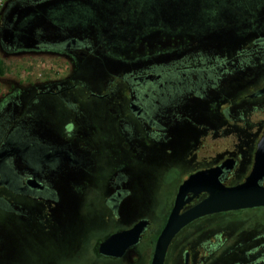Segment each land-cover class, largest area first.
<instances>
[{
  "label": "flooded vegetation",
  "instance_id": "1",
  "mask_svg": "<svg viewBox=\"0 0 264 264\" xmlns=\"http://www.w3.org/2000/svg\"><path fill=\"white\" fill-rule=\"evenodd\" d=\"M18 1L7 3L4 14ZM55 32V41L41 43L45 51L65 54L87 48L83 39L69 35L67 26ZM1 43L5 46L2 38ZM4 53L8 58L16 52ZM213 58L210 52L198 50L183 53L178 60L133 64L127 73L90 86L71 84L72 78L65 74L66 63L65 71L57 75L61 77L36 87L19 109L5 104L0 110V212L14 216L19 224L36 221L42 227L48 223L61 227L81 208L82 196L92 189L110 212L108 218L116 221L120 208L132 195L126 187L130 176L119 169L120 160L122 166L126 163L128 170H133L157 159L159 165L168 168L167 177H183L176 196L191 175L223 165L226 186L243 183L253 169L257 151L264 158V150L259 148L264 136V94H258L264 85L245 97L251 102L246 106L250 113L238 116L241 123L236 124L230 118L226 82L244 68L242 64L231 68ZM52 110L58 121L49 117ZM200 114L222 120L214 127L202 126L206 136L185 152L188 168H183L182 157L179 168L173 166L166 160V155L174 153L170 140L186 127L198 129ZM94 116L105 121L102 130ZM121 137L124 143L118 142ZM78 192L80 204L73 208L68 198ZM206 196L200 195L184 211ZM174 202L162 222L151 214L136 217L128 229L142 220L149 222L148 227L139 243L121 258L99 253L100 245L120 232L110 228L104 233L108 236L90 250L86 264H152L157 239ZM255 209V215L229 218L232 213ZM175 244V264H264V207L200 218L180 231L170 251ZM131 251L136 254L129 260Z\"/></svg>",
  "mask_w": 264,
  "mask_h": 264
},
{
  "label": "rangeland",
  "instance_id": "2",
  "mask_svg": "<svg viewBox=\"0 0 264 264\" xmlns=\"http://www.w3.org/2000/svg\"><path fill=\"white\" fill-rule=\"evenodd\" d=\"M11 1L0 0V60L4 63L0 110L5 104L19 109L36 87L61 77L57 75L65 71L66 63L65 74L72 78L71 84L90 86L127 73L133 64L178 60L183 53L198 50L210 52L214 62H226L231 68L242 64L244 71L226 82L230 118L236 124L241 123L238 116L250 113L246 106L251 102L245 97L264 85V0H21L4 14ZM63 26L72 37L83 39L87 48L65 54L45 51L41 43L55 41V31ZM4 51L16 53L7 58ZM238 111L241 113L236 116ZM49 113L58 121L55 111ZM92 119L102 130L105 121L100 116ZM219 120L222 118L200 114L198 129L186 127L174 134L169 146L174 153L166 155L167 162L179 168L182 157L183 168H188L186 150L206 136L202 126L214 127ZM124 139L118 142L124 143ZM122 164L120 160L119 169L130 176L126 187L132 195L120 208L118 220L108 218L110 212L92 189L82 196L81 208L61 227L52 223L42 227L36 221L19 224L14 216L0 212V264H86L90 250L108 236L104 233L110 228L128 229L137 216L145 214L162 222L183 177H167L168 168L157 159L133 170ZM78 194L68 198L73 208L80 204ZM257 212L232 213L229 218ZM176 246L169 250L166 264H175ZM135 254L129 252L128 259H134Z\"/></svg>",
  "mask_w": 264,
  "mask_h": 264
},
{
  "label": "water",
  "instance_id": "3",
  "mask_svg": "<svg viewBox=\"0 0 264 264\" xmlns=\"http://www.w3.org/2000/svg\"><path fill=\"white\" fill-rule=\"evenodd\" d=\"M258 94H264V86ZM260 150H264V136ZM225 165L197 172L179 187L173 209L165 227L159 235L152 264H165L170 245L182 229L205 216L222 212L264 207V158L257 154L253 169L246 180L236 186H226L222 178ZM207 196L185 210V207L200 195ZM149 222L142 220L131 229L111 235L99 247V253L116 258L123 257L141 240Z\"/></svg>",
  "mask_w": 264,
  "mask_h": 264
},
{
  "label": "trees",
  "instance_id": "4",
  "mask_svg": "<svg viewBox=\"0 0 264 264\" xmlns=\"http://www.w3.org/2000/svg\"><path fill=\"white\" fill-rule=\"evenodd\" d=\"M4 74V69H3V65L2 62L0 61V75Z\"/></svg>",
  "mask_w": 264,
  "mask_h": 264
}]
</instances>
